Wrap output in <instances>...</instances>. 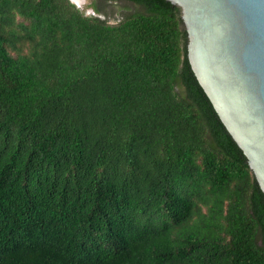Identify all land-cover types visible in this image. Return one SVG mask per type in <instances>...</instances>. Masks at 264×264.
Wrapping results in <instances>:
<instances>
[{"label": "trees", "instance_id": "obj_1", "mask_svg": "<svg viewBox=\"0 0 264 264\" xmlns=\"http://www.w3.org/2000/svg\"><path fill=\"white\" fill-rule=\"evenodd\" d=\"M0 0V264H264V193L165 0Z\"/></svg>", "mask_w": 264, "mask_h": 264}, {"label": "water", "instance_id": "obj_2", "mask_svg": "<svg viewBox=\"0 0 264 264\" xmlns=\"http://www.w3.org/2000/svg\"><path fill=\"white\" fill-rule=\"evenodd\" d=\"M180 10L186 55L264 193V0H165Z\"/></svg>", "mask_w": 264, "mask_h": 264}, {"label": "rangeland", "instance_id": "obj_3", "mask_svg": "<svg viewBox=\"0 0 264 264\" xmlns=\"http://www.w3.org/2000/svg\"><path fill=\"white\" fill-rule=\"evenodd\" d=\"M75 3L81 10H83L86 14H95L92 4L95 0H71Z\"/></svg>", "mask_w": 264, "mask_h": 264}]
</instances>
